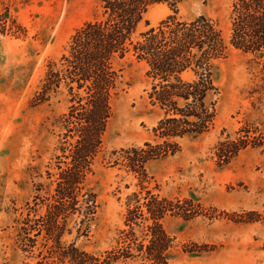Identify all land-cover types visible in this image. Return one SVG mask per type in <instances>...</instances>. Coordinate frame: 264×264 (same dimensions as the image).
I'll list each match as a JSON object with an SVG mask.
<instances>
[{
	"label": "rangeland",
	"instance_id": "obj_1",
	"mask_svg": "<svg viewBox=\"0 0 264 264\" xmlns=\"http://www.w3.org/2000/svg\"><path fill=\"white\" fill-rule=\"evenodd\" d=\"M239 2L150 6L141 31L175 11L206 15L221 31L215 76L199 71L209 74L202 132L170 137L163 156L155 128L164 110L150 98L147 63L131 52L117 65L102 144L85 172L76 157L82 181L70 187L62 177L79 132L59 118L71 101L64 91L48 101L38 94L75 30L101 16L100 0H0V264H264V30L245 24L250 49L238 45ZM261 11L252 4L249 13Z\"/></svg>",
	"mask_w": 264,
	"mask_h": 264
},
{
	"label": "trees",
	"instance_id": "obj_2",
	"mask_svg": "<svg viewBox=\"0 0 264 264\" xmlns=\"http://www.w3.org/2000/svg\"><path fill=\"white\" fill-rule=\"evenodd\" d=\"M182 1L100 0L101 16L77 28L70 38L67 53L60 62H52L49 66L38 98L48 101L50 97L66 92L71 106L59 118V122L65 130L72 126L74 131L79 132V139L73 145L70 174H63L62 177L68 186L74 187L82 181L79 180L76 157L81 158L85 172L91 157L102 144L114 115L111 100L121 82L117 65L131 52L138 61L147 63V75L152 78L150 98L154 105L164 110L165 117L155 128L164 138L158 144V148L164 149L163 156L169 153L172 143L170 137L187 133L195 138L201 134L202 130L196 123L199 119V105L204 103L207 96L206 90L201 88L204 87L202 83L207 81L209 74L199 71L208 68L210 78L215 76L214 60L221 57L225 49L221 31L206 15L186 20L179 17L176 11L157 26L139 30L143 21L149 25L145 15L150 6L166 2L176 9ZM240 2L236 21L238 34L235 36H239L240 47L250 49L242 35V27L254 22L261 28L257 32L263 33L264 0ZM252 4H258L262 11L258 14L249 13ZM188 71L201 76L196 80H186L183 74ZM187 106L192 110H186ZM192 118L195 121L192 122L193 127L182 125L185 130L179 128V123L191 121ZM146 145L154 146L151 143ZM78 149L80 152H76ZM143 153L145 156L142 163H145L149 157L146 150ZM61 194L74 202L71 190ZM54 215L57 217L59 212Z\"/></svg>",
	"mask_w": 264,
	"mask_h": 264
}]
</instances>
